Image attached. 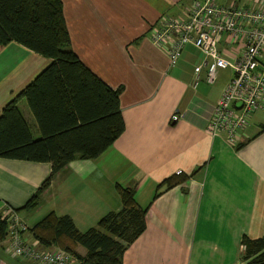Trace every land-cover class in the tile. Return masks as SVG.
I'll use <instances>...</instances> for the list:
<instances>
[{
  "label": "crops",
  "instance_id": "1",
  "mask_svg": "<svg viewBox=\"0 0 264 264\" xmlns=\"http://www.w3.org/2000/svg\"><path fill=\"white\" fill-rule=\"evenodd\" d=\"M194 1L63 0L71 47L110 86L123 87L126 127L98 157L74 158L57 171L31 207L25 205L52 163L0 156V209L16 208L30 228L54 210L85 230L121 207L117 182L135 185L145 206L165 177L195 170L184 184L153 199L147 228L128 246L123 264H244L243 236L264 234V118L257 111L251 115L239 131V146L224 132L212 134L208 123L233 68L220 69L210 83L204 67L195 82V66L204 59L200 49L187 44L171 66L166 46L152 39L162 16L185 17ZM220 45L232 46L226 37ZM51 61L16 40L0 47V114ZM18 104L33 135L40 136L27 98ZM30 228L24 236L33 241ZM78 250L87 252L81 244ZM0 264L38 263L11 253L5 237Z\"/></svg>",
  "mask_w": 264,
  "mask_h": 264
},
{
  "label": "trees",
  "instance_id": "2",
  "mask_svg": "<svg viewBox=\"0 0 264 264\" xmlns=\"http://www.w3.org/2000/svg\"><path fill=\"white\" fill-rule=\"evenodd\" d=\"M12 40L52 58L0 114V156L52 163L51 174L25 205L31 207L57 171L74 158L98 157L124 131L123 87L110 86L71 47L63 0H0V47ZM24 96L38 119V137L18 104ZM194 171L165 177L145 206L136 198L135 185L117 182L121 207L109 210L85 230L78 228L71 215L54 210L30 229L43 246H61L80 264H123L124 252L147 228L146 215L153 199L165 189L184 184ZM7 228V221L0 218V240L6 237ZM79 244L86 247L85 254L79 252ZM242 259L244 264H264V234L243 236Z\"/></svg>",
  "mask_w": 264,
  "mask_h": 264
},
{
  "label": "built area",
  "instance_id": "3",
  "mask_svg": "<svg viewBox=\"0 0 264 264\" xmlns=\"http://www.w3.org/2000/svg\"><path fill=\"white\" fill-rule=\"evenodd\" d=\"M224 37L232 46L221 47ZM152 39L166 46L171 66L178 63L187 44L199 48L204 59L195 66V82L204 67L210 83L220 69L233 68L234 75L214 106L208 129L214 135L224 132L231 144L239 143V131L251 115L264 111V0H195L185 17L162 16L152 30ZM172 117L176 120L180 114ZM0 218L7 221L11 253L38 264H80L61 246L45 247L37 238L28 241L24 233L30 227L16 208L7 205L0 209Z\"/></svg>",
  "mask_w": 264,
  "mask_h": 264
},
{
  "label": "rangeland",
  "instance_id": "4",
  "mask_svg": "<svg viewBox=\"0 0 264 264\" xmlns=\"http://www.w3.org/2000/svg\"><path fill=\"white\" fill-rule=\"evenodd\" d=\"M228 70H230V69H227V71ZM257 115H261V117H263L264 118V111L263 110H259V111H257V113H256Z\"/></svg>",
  "mask_w": 264,
  "mask_h": 264
}]
</instances>
